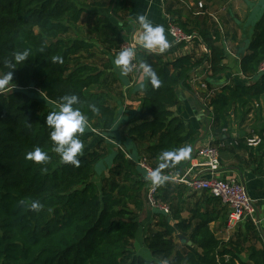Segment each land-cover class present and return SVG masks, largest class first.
I'll use <instances>...</instances> for the list:
<instances>
[{
    "label": "trees",
    "instance_id": "trees-1",
    "mask_svg": "<svg viewBox=\"0 0 264 264\" xmlns=\"http://www.w3.org/2000/svg\"><path fill=\"white\" fill-rule=\"evenodd\" d=\"M177 1L165 6L169 23L208 52L170 57L187 43L174 42L164 52L140 50V62L136 51L137 68L151 65L162 83L155 88L145 78L137 113L118 121L124 91L114 61L129 31L122 14L125 1L0 0V75L8 71L3 61L14 51L32 50L25 64L12 70L15 86L0 90V264H264L260 224L245 217L223 237L228 206L207 191L168 181L158 187L157 198L169 205V212L155 210V221L141 238L151 259L133 248L144 223L140 216L147 189L137 158L146 156L156 169L164 163L163 151L190 148L203 134L173 111L176 87L189 89L194 71L206 68V88L199 97L211 117L205 130L210 144L218 151L230 144L231 150L264 152V124L249 134L260 137L256 146L246 144V134H231L249 117L264 119V6L239 57L242 80L213 89L211 79L226 72L228 41H236L237 32L220 17L183 16L181 8L175 9ZM244 1L253 5L258 0ZM72 93L79 95L88 117L79 166L65 164L55 153L46 116L58 110L43 103L59 108L60 98ZM122 142L133 143L135 152ZM36 147L48 152V164L27 158ZM188 158L168 162L162 173L181 175ZM105 160L106 171L96 179V168ZM263 164L261 156L257 175L264 174ZM33 200L43 205L39 212L26 206Z\"/></svg>",
    "mask_w": 264,
    "mask_h": 264
},
{
    "label": "crops",
    "instance_id": "crops-1",
    "mask_svg": "<svg viewBox=\"0 0 264 264\" xmlns=\"http://www.w3.org/2000/svg\"><path fill=\"white\" fill-rule=\"evenodd\" d=\"M124 1L128 8L124 10L122 14L127 15V28L129 29L124 41H130L135 44V52L137 51L140 62L142 59L140 50L147 51V49L142 47L143 42L141 40V36L143 34V29L137 21V17L139 15H145L153 22L154 25H162L165 29V36L169 40L170 45L174 43V39L169 32V17L165 13V6L168 2L171 3L175 0H120L118 2L119 5H122ZM198 2L204 3L205 8L203 10L197 8ZM238 2H240V0H178L177 3L179 4H176L175 6V9H182L183 16L190 17L193 15H201L202 13H206L211 18L214 17L216 19L218 18V16H216L217 12L219 11L222 14L226 9L225 14L220 15L219 17L224 19V25L226 27L232 25H235L234 27H236L237 40L228 41L230 56L227 57L226 60L228 66L227 70L223 75L211 79L213 83V89H216L223 82L229 83L230 81H240V79L242 80L239 72V57L240 54L244 53L246 50V41L248 43L249 36L251 35L252 24L257 13H255L252 4H247L244 0H242L240 3ZM242 11L245 13L244 16L241 17ZM238 15L241 17V19ZM230 18L232 19L231 21ZM246 18L249 20V24L251 21V27H249V30L246 33V38H243L242 27L244 28L246 24L241 23V21H244ZM193 50L196 53H201L203 51L201 46L196 47L191 42H187L182 48L170 54V57L176 56L178 54L189 53ZM151 52L160 51L157 49L152 50ZM205 70L206 68L202 67L191 74L189 80V89H186L183 86L176 87L177 104L173 107L174 114L179 116L183 121L190 122L194 127L203 132L201 138L190 147L191 151L188 158V166H190L191 159L197 156L196 152L201 147H203L209 139V135L205 130L208 127L211 117L206 109L202 106L201 99L199 97V92L202 89L200 87V83L203 82L202 80L204 76H206ZM114 72L119 78L124 91V99L122 101L120 100L117 105V118L119 121L120 119L123 120L124 118L131 117L137 113L139 108L138 96L145 83V77L140 66L139 72L133 71L128 75H123L120 69L115 65V61ZM250 118L251 117H249L246 123L241 127L234 125L231 133L232 136L236 137L244 134L249 136V134L253 133L254 129L259 130L263 126V116H259L255 122L251 121ZM126 143L128 145L126 148L135 152L133 143ZM228 146H230V144H227L225 149L223 148L219 151L220 166L215 172V176L222 179L233 177L238 179L245 186L248 195L254 202L257 214L261 219L260 227L264 238V174L260 176L254 172V168L258 167V160L261 156L264 162V152L260 151V153L256 154L251 153L247 149L231 150ZM262 170L264 171V164ZM198 173L202 176H210V173L206 171H198ZM154 214L155 209L150 208L146 204V207L140 216L141 219H143L146 228L147 225L155 221L156 217ZM184 215H186V213H184ZM232 230L233 226L230 228L227 227V230L220 235L226 237L232 232ZM140 246L143 247V240H141Z\"/></svg>",
    "mask_w": 264,
    "mask_h": 264
},
{
    "label": "clouds",
    "instance_id": "clouds-1",
    "mask_svg": "<svg viewBox=\"0 0 264 264\" xmlns=\"http://www.w3.org/2000/svg\"><path fill=\"white\" fill-rule=\"evenodd\" d=\"M137 21L143 29L141 36L142 47L149 51L159 50L164 52L169 48L170 42L165 36V29L162 25H154L145 15H139ZM43 49H41L42 51ZM135 51L132 48L123 49L115 59V65L120 69L123 75H128L133 71V61L135 59ZM32 56V50L24 48L12 53L10 59L3 61L4 66L8 69L3 75H0V90L8 87H14L13 69L17 66L24 65L26 60ZM59 57H53V60H59ZM144 77L155 88H158L162 81L157 76L151 65L141 64ZM82 100L78 94H66L60 98L59 110L52 111L46 116V124L50 131V139L54 144V151L59 155L65 164L79 166L78 157L83 154L84 143L81 137L84 135L88 127V117L81 110ZM89 109L93 113H99L100 109L95 104H89ZM190 148H180L175 151H163L160 159L164 163L150 171L146 177L153 185L164 184L169 177L162 175V170L169 166L168 162L178 163L182 159L189 157ZM27 158L33 160L37 164L46 165L51 157L48 152L36 147L27 153ZM46 170V169H45ZM32 211L39 212L43 205L38 200H33L30 205H26Z\"/></svg>",
    "mask_w": 264,
    "mask_h": 264
},
{
    "label": "built area",
    "instance_id": "built-area-1",
    "mask_svg": "<svg viewBox=\"0 0 264 264\" xmlns=\"http://www.w3.org/2000/svg\"><path fill=\"white\" fill-rule=\"evenodd\" d=\"M198 6L202 7V3L198 2ZM214 19L216 20V18ZM169 32L174 39V42H189L192 38L191 35L183 33L178 27L170 23ZM125 48H132L135 51V44L130 41H124L119 46V52H121ZM201 48L203 52H208L207 48L204 45H201ZM133 65V69H137L138 63L136 61V58L133 61ZM200 87L206 88L205 83L201 82ZM212 93L213 91L209 92L208 96H211ZM210 140L211 137H209L207 143L196 152L197 156L191 159L190 166H188L181 175L173 173H162V175H166L169 177V179L167 180L168 182H172L175 184H184L192 191L204 190L212 194L213 196L220 198L222 202L228 206V228L234 226V224L245 217H249L256 225H259L261 219L257 214L254 202L248 195L245 186L236 178L230 177L227 179H222L215 176V172L220 166V157L217 147L211 145ZM245 141L249 146H256L260 142V137L257 135H252L250 137H247ZM126 156L130 157L128 153H126ZM136 163L144 172L145 178L150 171L155 169L150 164L147 157L144 155L139 156L136 160ZM198 171L209 172L210 176H202L198 173ZM146 180V204L150 208L168 213L169 205L167 203L161 202L157 198V191L160 185H153L148 179Z\"/></svg>",
    "mask_w": 264,
    "mask_h": 264
},
{
    "label": "rangeland",
    "instance_id": "rangeland-1",
    "mask_svg": "<svg viewBox=\"0 0 264 264\" xmlns=\"http://www.w3.org/2000/svg\"><path fill=\"white\" fill-rule=\"evenodd\" d=\"M120 1V0H119ZM242 0H240V2H241ZM240 2H238V3H240ZM202 4L204 5V3L202 2ZM263 6H264V0H258V1H256V2H254L253 3V8H254V10H255V13H257L256 14V18H257V16L259 15V13H260V11L262 10V8H263ZM197 8L198 9H201V7H199L198 6V4H197ZM222 12V11H221ZM225 12H226V9L223 11V13L221 14L219 11L217 12V15L216 16H218V18H219V16L220 15H224L225 14ZM244 11H242L241 12V17L242 16H244ZM239 16V15H238ZM241 17L239 16V18L241 19ZM221 18V17H220ZM219 18V19H220ZM227 18H229V17H227ZM256 18H255V20L253 21V24H254V22L256 21ZM232 19L230 18V21H231ZM241 23H245L246 24V26L243 28L242 27V31H243V35H242V37L243 38H246V33L248 32V30H249V27H251V24H249V20L246 18L244 21H241ZM252 24V25H253ZM235 26V25H234ZM233 25L232 26H228V28H230L231 30H236V27H234ZM246 44H247V41H246ZM229 47V46H228ZM229 50H230V48H229ZM120 53V52H119ZM118 52H117V54H119ZM133 71L135 72H139V69L137 68V69H133ZM132 71V72H133ZM28 91H30V92H33V94H35L36 95V91L34 92L33 91V89L32 90H28ZM38 94V93H37ZM46 100V99H45ZM42 102H43V100H41ZM47 101V100H46ZM43 102V103H46L47 105H48V107H53V108H55L56 110H59V108L57 107V106H55L54 104H52V103H47V102ZM117 125L115 124V127H116ZM115 142H117V144H118V140H116ZM121 143V142H120ZM122 144H123V146H125V147H127L128 145H127V143L126 142H122ZM119 145H121V144H119ZM122 146V145H121ZM122 146V147H123ZM117 146L116 145H113V147L112 148H116ZM111 156H112V151H110L109 152V154H108V157L109 158H111ZM107 163H109V161L107 160ZM107 163H106V160L105 161H102L100 164H99V166L96 168V174H95V177H96V179H98L103 173H105V171H106V167H107ZM142 221H143V219H142ZM153 228H154V226H153ZM144 230V231H143ZM146 231V228H145V225H144V223H143V225H142V230L139 232V234L137 235V237H136V239L134 240V242H133V248H134V250L137 252V253H139L140 255H142L143 257H146V258H149V259H151V254H150V252L145 248V247H142V246H140V243H141V238L145 235V232ZM162 264V263H161Z\"/></svg>",
    "mask_w": 264,
    "mask_h": 264
},
{
    "label": "water",
    "instance_id": "water-1",
    "mask_svg": "<svg viewBox=\"0 0 264 264\" xmlns=\"http://www.w3.org/2000/svg\"><path fill=\"white\" fill-rule=\"evenodd\" d=\"M179 238L182 239L183 241H186V243H187L188 245L191 244V241L188 240L186 237H184V236H182V235H179Z\"/></svg>",
    "mask_w": 264,
    "mask_h": 264
}]
</instances>
